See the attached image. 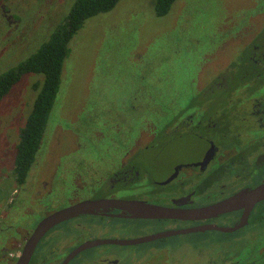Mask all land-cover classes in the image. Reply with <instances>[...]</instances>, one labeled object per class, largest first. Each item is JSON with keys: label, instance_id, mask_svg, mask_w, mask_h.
I'll list each match as a JSON object with an SVG mask.
<instances>
[{"label": "flooded vegetation", "instance_id": "obj_1", "mask_svg": "<svg viewBox=\"0 0 264 264\" xmlns=\"http://www.w3.org/2000/svg\"><path fill=\"white\" fill-rule=\"evenodd\" d=\"M0 7V19L16 31L18 12L8 13ZM259 12L225 21V28L233 33L226 37L230 51L222 67L199 72L203 76L196 79L195 96L186 98L182 107L176 108L168 97L173 102L167 103L175 110L165 104L154 114L134 109L142 114L130 128L116 120L109 124L114 134L129 132L120 134L117 141L63 143L48 167L51 176L49 170L40 175L35 168L27 179L33 162L18 183L12 162L0 181V222L13 230L0 248V264H17L40 219L76 205L80 206L74 214L40 236L26 264H151L148 258L153 255L145 252L167 251L164 243L156 248L152 244L209 234L215 235L209 243L190 244L204 249L196 257L202 256L205 263L231 264L241 257V264H264V189L258 197H240L264 186V7ZM114 134H108L109 139ZM126 136L128 140H120ZM175 141L181 145L195 141L199 148L183 150L181 145L174 147ZM82 154L95 158L87 160ZM28 186L32 189L27 192L28 203L37 207L49 195L61 194L60 199L54 198L59 205L49 212H37L30 229L25 226L28 223L13 225L14 217L7 215L16 209L23 215L29 213V207L17 200ZM147 206L172 209L175 214L142 215ZM202 209L208 210L198 211ZM134 225H138V235L120 231ZM239 232L243 233L240 246L234 242L228 246L218 239ZM119 233L126 237L114 235ZM155 235L162 236L125 242ZM131 246H144L146 251L127 254L126 261L121 251Z\"/></svg>", "mask_w": 264, "mask_h": 264}, {"label": "rangeland", "instance_id": "obj_2", "mask_svg": "<svg viewBox=\"0 0 264 264\" xmlns=\"http://www.w3.org/2000/svg\"><path fill=\"white\" fill-rule=\"evenodd\" d=\"M73 1L0 0V6L8 13L18 12L15 18L19 20L17 30L10 31L0 19V73L33 53L66 15ZM263 7L264 0H174L168 11L158 16L154 13V0H118L111 9L84 19L68 41L58 90L26 178L35 168H39L40 175L47 174L56 157L54 153L63 143L67 146L72 142L117 141L120 134L129 132L114 134L109 125L113 121L130 128L134 118L143 112L154 114L152 111L163 109L164 104L175 110L167 103L173 102L168 97L174 100L176 108L182 107L186 98L195 96L197 80L203 76L199 72H213L222 67L230 51V39L226 37L233 34L225 28V21L230 16L234 19L258 14ZM41 84V74L26 72L0 99V181L2 173L5 176L11 168L18 130ZM137 108L142 113L134 110ZM108 134L114 137L109 139ZM128 139L126 136L120 140ZM179 145L175 141L174 147ZM180 147L187 150L198 145L188 141ZM82 156L87 160L95 158V155ZM49 171L48 175L52 169ZM29 190L31 186L23 190L26 191L23 195L19 193L17 199L29 207V213L23 215L16 209L7 214L8 218L14 217L13 225L28 223L25 224L28 229L37 212H49L61 203L54 200L61 194L55 193L54 198L51 194L42 199L38 207L36 203L29 204ZM137 228L138 225L123 226L120 231L135 232ZM12 233L5 222H0V248ZM242 234L218 239L228 246L233 242L240 246ZM114 235L126 237L122 233ZM133 235L138 234L130 236ZM214 238L213 234L178 236L152 244L156 248L164 243L167 251L153 253L154 249H150L145 253L153 255L148 258L151 264H207L202 256L196 257L204 249L190 244H206ZM144 250V246H131L122 250L121 255L127 261V254L138 255ZM238 259L231 264H241V257Z\"/></svg>", "mask_w": 264, "mask_h": 264}, {"label": "trees", "instance_id": "obj_3", "mask_svg": "<svg viewBox=\"0 0 264 264\" xmlns=\"http://www.w3.org/2000/svg\"><path fill=\"white\" fill-rule=\"evenodd\" d=\"M117 1L74 0L66 15L33 53L14 67L0 73V99L22 74L34 72L42 75L41 87L35 95L23 126L19 128L12 168L16 182L23 181L34 162L35 152L58 90L61 67L68 54V41L84 19L111 9ZM173 1L154 0V13L158 16L165 14Z\"/></svg>", "mask_w": 264, "mask_h": 264}, {"label": "water", "instance_id": "obj_4", "mask_svg": "<svg viewBox=\"0 0 264 264\" xmlns=\"http://www.w3.org/2000/svg\"><path fill=\"white\" fill-rule=\"evenodd\" d=\"M263 189H264V186L257 187L254 190H251L250 192L242 194V196H240V197L244 196V197L250 198V199L254 198V197H258L260 195L259 193H261L263 191ZM79 206L80 205L62 208V209L54 211V212L44 216L42 219H40L38 221V223L35 225L34 229L32 230L30 236L26 240V242L23 246L22 253L20 254V257L17 261V264H26L28 256L30 255V252H31L34 244L40 238V236L54 223L61 221V220H64V219L68 218L69 216H71L72 214H74V212H76L78 210ZM206 210H208V209H202V210H198V211H206ZM173 211L174 210H172V209H166V208L157 207V206H147V208H145V210L141 214L147 215V216L150 215L153 217L154 216H167V217L170 216V217H172L173 215H169V212L174 213ZM226 230H231V229H226ZM162 235H164V234L162 233ZM162 235L137 238V239L129 240V241H125V242L126 243H135V242L145 241V240L155 238V237H160ZM100 242L122 243L123 241H118V240L104 241L103 240Z\"/></svg>", "mask_w": 264, "mask_h": 264}]
</instances>
